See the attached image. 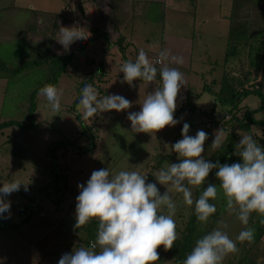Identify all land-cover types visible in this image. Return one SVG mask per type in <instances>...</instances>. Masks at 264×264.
Masks as SVG:
<instances>
[{
  "label": "rangeland",
  "instance_id": "obj_1",
  "mask_svg": "<svg viewBox=\"0 0 264 264\" xmlns=\"http://www.w3.org/2000/svg\"><path fill=\"white\" fill-rule=\"evenodd\" d=\"M12 1L0 0V25L7 26L11 34L12 30L15 32L12 37L0 41V123L15 122L0 129V187L9 180H19L22 185L19 191L5 198L11 202V216L7 219L0 218V264H58L63 254L71 253L81 245L87 247L83 243L87 236L85 226L80 230L74 229L75 209L79 195L78 185H86L94 170L104 168L109 169L110 173L137 170L147 175L148 183H156L163 194L167 189L154 176L166 163L180 162L177 154L166 150L164 145L171 146L182 139V132L178 129L180 126L183 128L184 123L190 126V136H195L199 130L208 134L202 157L214 164L217 150H213L211 145L215 132L224 127L216 124L208 128L206 122L210 120L209 114L213 107L214 116L225 113L224 106L214 105L213 92L219 88V80L224 73L223 58L232 0H33L34 11H29L26 7H13ZM26 1L28 0H17L19 4L28 5L29 2ZM43 2L47 7L41 4ZM90 2L106 11L105 5L108 2L110 9H113L110 13L116 17L123 34L126 38L133 39L136 46L134 50H147L154 56L166 51L169 59L174 62L172 67L178 68L184 74L186 85L181 88L177 97L174 117L179 122L175 127H166L151 134L133 132L131 122L127 119L128 112H139L141 105L132 99V106L125 111H105L102 116L97 113L89 120H84L76 111L81 89L86 84L93 85L98 98H102L101 92H105L107 86L111 85L108 92L111 96L114 95V89L117 91L123 84L114 79L121 73V64H113V55L106 60L111 65L107 74L101 73L95 77V71L100 69L99 65L96 70L94 68L92 71L90 68L89 60L92 55L95 56V50H100L99 45L107 48L108 40L103 34L75 52L71 48L66 50V55L74 53L65 70L59 74L55 85L61 93L59 113H53L47 107L46 99L38 95L39 89L46 84L44 81L53 78V70L62 66L63 59L54 62L52 57L48 61V64L52 63L51 69L49 65H43L44 59L36 53L32 56L25 37L17 35V31L26 28V32H32L31 24L37 25L38 21L42 24L36 31L37 34L50 38L54 32L55 36V15H49L45 10L58 14L65 12L73 22H69L68 26V22L60 23V19L59 24L66 23V28L84 30L93 23L89 14L82 13L89 7ZM65 3L69 5L67 11H64ZM34 13L40 17L34 18ZM3 28L5 27H0V33ZM84 35L87 36L86 33ZM37 39L29 40L34 41L37 49L41 51L44 45ZM57 44L61 45L58 41ZM127 52L132 60L134 51L127 49ZM180 60L183 63H179ZM37 61L42 64L36 66ZM119 61L117 58V62ZM226 67L229 70L226 73L234 76L235 82L240 79L245 82V77L251 82L257 77L261 83L257 87L264 92V69L249 66L247 61L239 59V55ZM156 82L157 79L150 83L153 89L156 88ZM204 84L209 91L202 88ZM126 95L123 97L126 98ZM242 103L247 105L245 108L255 109L261 101L258 96L250 94ZM243 104L238 112L240 118L245 110ZM190 107H195L191 112L193 116L186 118L183 112L188 114L186 111H191ZM30 111L32 116L29 117ZM253 117L264 120V108L255 111ZM83 123L86 126L92 125L84 128ZM243 133L236 131V144L241 139L239 134ZM250 134L258 143L264 145V124H253ZM49 146L54 147V159L48 154ZM235 151L236 148L232 159H228L225 164L242 163L241 158L234 155ZM56 165L70 170L67 184L72 188V192L69 189L64 191L63 200L58 205L45 194L47 188L53 184L57 173ZM212 172L204 185L192 188L194 201L198 199L197 191L201 194L209 184H219ZM170 194L177 204L174 220L180 239L194 213V204H184L182 194L174 191ZM34 198L35 201L31 202L30 199ZM209 202L215 204L217 211L196 231L198 239L219 227L235 240L244 227L236 213L227 212L226 199L222 193H218L216 200ZM33 203L37 206H33L32 211L28 210L26 215L29 214V219L25 223L18 222V227L3 226L17 223V217L23 220V211ZM3 216L7 217L9 213L5 212ZM260 219L255 213L250 218L248 227L254 228L255 233L257 227L262 225ZM224 224L227 225L226 228L223 227ZM237 247L239 251L229 254L223 264H264V233L250 244L237 242ZM157 251L160 257L157 264H174L171 250L165 251L161 246Z\"/></svg>",
  "mask_w": 264,
  "mask_h": 264
},
{
  "label": "clouds",
  "instance_id": "obj_2",
  "mask_svg": "<svg viewBox=\"0 0 264 264\" xmlns=\"http://www.w3.org/2000/svg\"><path fill=\"white\" fill-rule=\"evenodd\" d=\"M85 32L62 26L57 41L68 50L72 43L87 38ZM178 62L183 63L182 60ZM155 64L162 65L159 69L161 86L146 95L139 112L128 114L133 132L156 133L166 127H175L179 122L174 118V112L178 94L186 85L184 74L169 66L166 51L160 53ZM155 64L141 49L134 62L127 61L121 65L122 83L132 85L135 80L147 84L155 82ZM38 95L46 99L47 107L53 113H59L61 93L54 84H45ZM131 106V102L120 95L98 98L93 85L86 84L81 89L76 111L84 120H89L97 113L121 112ZM189 127L184 123L182 139L171 146L164 145L166 150L177 154L180 162L166 163L155 173L156 181L167 189L163 194L156 183H148L147 175L137 170L110 173L109 169L101 168L92 172L86 185H78L74 229L80 230L96 221L97 232L87 247L81 245L71 253L63 254L58 264H157L160 259L157 249L163 246L165 251L171 250L178 239L174 220L177 204L170 194L173 191L182 194L183 203L187 206L194 204L197 220L202 224H206L217 211L215 204L209 201L216 200L218 193H222L227 212H235L244 226L235 240L219 227L197 239L182 264H223L229 254L239 251L237 242H253L255 229L248 227L252 214L260 216V223L264 224V147L253 135L239 134L241 139L235 145L234 155L239 156L242 163L213 164L202 157L208 134L199 130L195 136H190ZM226 135L223 128L218 129L211 148L220 149ZM214 169L219 184H209L194 201L192 188L204 185ZM21 185L19 180L3 182V187H0V218H10L11 202L5 198L19 191ZM5 212L9 216L4 217Z\"/></svg>",
  "mask_w": 264,
  "mask_h": 264
},
{
  "label": "trees",
  "instance_id": "obj_3",
  "mask_svg": "<svg viewBox=\"0 0 264 264\" xmlns=\"http://www.w3.org/2000/svg\"><path fill=\"white\" fill-rule=\"evenodd\" d=\"M38 17H40V15L34 13V18ZM60 19L62 20V22L71 21V19L67 17L66 13L62 15H55L54 27L56 28V30L59 29L60 24L58 20ZM228 19L229 26L227 42L223 58L224 73L222 74L221 79L219 80V88L217 89V91L213 92L215 101L214 105L224 106L225 113L222 116H214L215 107H213L209 114V122H211L213 126H215L216 124L223 125L224 130L227 134L223 142V146L220 149H217V153L214 158V164L218 162L221 165L228 162V159H232V153L235 150L237 139L236 131L239 130V132L241 133L245 132L250 134L251 127L253 126V124H264V120H258L253 117L255 111L264 108V92L261 90V88L257 87L258 84H261L260 79L254 77L251 82H248L249 78L245 77V82L241 81V79L235 82L236 78L226 73V71H229L226 67L227 64L233 63V61L237 59L238 55L239 59L247 61L249 66H255L260 70L264 69V0H232L231 11L228 15ZM41 24L42 23L38 21L37 25L31 24L32 32L37 34L36 31H38L39 26ZM24 31L25 29L20 30L21 33L19 32L18 34L25 35ZM100 34L105 35L103 32H99L98 30H96V35L98 36ZM50 36H54V32H52ZM93 38V36H89L87 40H85L74 50V52L86 43L90 42ZM120 49L122 52H124V49L122 47ZM74 52H71V54L68 55H61L60 57L55 55L45 56L40 54L42 59H44L42 60L44 61L43 65H49V68L52 66V63L48 64V61L52 60V57L54 58V62L59 59H63L62 66L55 68L51 73L53 78L46 79L44 81V84L52 83L56 85L59 74L64 71L66 65L71 60V56ZM38 60L41 59L39 58ZM36 63V66L42 64L39 63V61H37ZM158 74L159 73L157 70V75ZM247 74L249 75L250 71H248ZM204 89L209 91L205 84ZM250 94L258 96L261 101L260 105L255 109H251L249 107L245 108L247 105L242 103L243 99H245ZM241 104H243L245 110L243 112V116L240 118L238 116V112L242 109ZM30 115L32 116L31 111L29 112V117ZM226 116L228 117V119L225 118ZM14 123V121L1 122L0 129ZM91 125L92 124L86 126V124L83 123L84 128L90 127ZM261 146L264 147V145ZM53 151L54 147L49 146L48 154L50 156H53ZM52 158L54 159V156ZM56 167L57 173L53 179V184L47 188L45 194L50 198L53 203L58 205L63 200L64 191L69 189V192H72V188L70 185L68 186L67 184L68 177L63 176L60 173L61 168H59L57 165ZM212 173L213 175H216V169H214ZM197 192L199 198L200 193L199 191ZM30 201L33 202L34 199H30ZM32 210L33 208L31 207L30 211ZM28 219L29 214L27 215L24 221H27ZM201 224L202 223L198 222L194 211L193 215L190 217L189 221L186 224L185 230L182 233V237L176 240L173 248L171 249V254L174 258V264H182V261L186 258V255L190 253V251L192 250V245L195 244L196 240L198 239L196 231L199 229ZM97 228L98 223L96 221H92L91 223L85 226L87 236L83 239L84 244L88 246L89 242L94 240ZM263 233L264 224L257 227V231L254 234V241L258 240Z\"/></svg>",
  "mask_w": 264,
  "mask_h": 264
},
{
  "label": "crops",
  "instance_id": "obj_4",
  "mask_svg": "<svg viewBox=\"0 0 264 264\" xmlns=\"http://www.w3.org/2000/svg\"><path fill=\"white\" fill-rule=\"evenodd\" d=\"M26 2H29L28 5L19 4L17 2V0H13L11 3L13 5V7H18V8L21 7V8H24V9L26 7V8H29L28 10H33V8H35L33 0H28ZM95 2H97V0H95ZM41 4H43L45 7H47L45 2H43ZM89 4H90L89 7H86V9H84L83 11L81 10L82 13H85V15L89 14L91 16L90 19L93 20V21H91L93 23H91V25H87L85 27V29H84V30H86V32H85L86 35H88V37L89 36H93L94 37L93 39H95V38L98 37L96 35V30H98L99 32H103L105 34V36L107 37V40H108L107 41L108 42L107 48H105L103 45H99L100 50H97V51L95 50L94 51L95 56L92 55L90 60H89V63H90L89 65H90V68H91L92 71H93L94 68L96 70V66H98V65H99V67L101 66L100 69H98V72L94 70L95 71V77H97L101 73H103V74L106 73L107 74V72L109 71L111 65L106 63L107 62L106 60L108 59L107 58L108 56L113 55V58H112L113 64L120 63L122 65L123 63H125L127 61H133L134 62L136 60L139 52H140V49L134 50L136 48V46L134 45L133 39L130 40L129 38H126V36L123 34V32H122L123 29L118 26V22L116 20V17L113 14L110 13V12H112L113 9L112 8L110 9V6H109L108 2L105 5V7L107 8V11L105 9H103V8H98L97 4H94V2H90ZM68 6L69 5L65 3L64 11L65 10L66 11L69 10ZM0 8H2V7L0 6ZM102 9L104 10L103 12H102ZM45 13H48L49 15L52 14V16H54V15H62L65 12H60V14H58V12H54V11H51V10H45ZM54 22H55V20H54ZM63 22H68L69 23V22H73V21H63ZM60 23H62V20L60 21ZM53 26H54V23H53ZM62 26L65 27L66 23H63V25L60 24L59 29ZM68 26H70V23H69ZM0 27H5V28H3L4 30L0 33V41L2 39H6V38H9V37H12L15 34V32L13 30H12V34L9 33V31L6 28L7 26L0 25ZM59 29L56 32L57 35L55 34V36H50V38L42 37L39 34H35L34 32H28V31L26 32V28H25V31H24L25 35H19L18 33L20 32V30L17 31V35L25 37V42L28 44L29 49L31 50L32 56H33L34 53H36L37 55L38 54L39 55L43 54L45 56L46 55H48V56L49 55H54V54L65 55V54H67L66 50L63 48V46L57 44V39H59V33H58ZM13 32H14V34H13ZM30 37H34L36 39L38 37H42L39 40L37 39L39 43H42V45H44V47L43 46L41 47V51L37 49L34 41L31 42L29 40V39H34V38H30ZM83 42L84 41L78 40V41L72 43L69 48H71L72 50L73 49L75 50ZM121 47L123 49L125 48L124 52L121 51V49H120ZM127 49L128 50L132 49V51H134L133 54H135V56L133 57L132 60L129 58L130 56H129L128 52H127ZM54 51H56V52H54ZM58 51H60V52H58ZM144 51L147 53V55L150 58V60L155 64V59L159 58V55H155L154 56L152 53H148L147 50H144ZM117 58H119V60H120L119 62H117ZM168 64H169L170 67L174 66V62L172 60H170L169 57H168ZM155 66L157 67V70H158V73H159V69H160V67L162 65L155 64ZM123 76H124V74L121 72V73L117 74V77L115 76L114 79H115L116 82H122L123 81ZM156 79H157V82L155 83V85H156V87H160L161 85H160V76H159V74L157 75ZM110 86H107L105 88V90H104L105 92H101L102 97H104L106 95L107 96L110 95L108 93ZM151 86H152V84H150V83L147 84V83H145V82H143L141 80L133 81L132 85H129L128 83L123 82V84H121V88L120 89H118L117 91L114 89V94L115 95H120V96H125V94H127L126 95V99L129 100L130 102H131V99H132V100H134L133 102L136 101L138 103H141L143 101V99L146 97L147 94H150V93H152L155 90ZM202 88L204 89V85H203ZM192 108L195 110V107H190L189 110H191V111H186V112H188V114H186L185 111L183 112L185 114L186 118L193 116V113H191L192 112ZM198 111L200 113L204 114L203 110L199 109ZM128 113H130V112H128ZM98 114L100 116H102V112L98 113ZM120 114L123 115V113H120ZM178 131L182 132V126L179 127ZM34 201H35V198H34ZM33 206L36 207L37 205L35 203H33V204H31V207H33ZM26 217H27V215H26ZM26 217L23 220L20 217H17V219H16L17 225L19 226V224L22 221H23V223H25L26 221H24V220L26 219ZM18 222H20V223H18ZM17 225H15V226H17ZM3 226H5V225H3Z\"/></svg>",
  "mask_w": 264,
  "mask_h": 264
},
{
  "label": "built area",
  "instance_id": "obj_5",
  "mask_svg": "<svg viewBox=\"0 0 264 264\" xmlns=\"http://www.w3.org/2000/svg\"><path fill=\"white\" fill-rule=\"evenodd\" d=\"M158 58H156L155 59V61L157 60ZM226 119L228 118L227 116L225 117ZM206 125H207V127L208 128H211V127H213V125H212V123L211 122H206ZM90 130V129H89ZM60 173L63 175V176H70L69 174H70V170L69 169H61V171H60ZM91 242V241H90ZM89 242V243H90Z\"/></svg>",
  "mask_w": 264,
  "mask_h": 264
},
{
  "label": "water",
  "instance_id": "obj_6",
  "mask_svg": "<svg viewBox=\"0 0 264 264\" xmlns=\"http://www.w3.org/2000/svg\"><path fill=\"white\" fill-rule=\"evenodd\" d=\"M30 208H31V206H27L26 207V209L23 211V214H24V216L26 217V214H27V212H28V210H30ZM15 226V225H17V223H14V224H5V226Z\"/></svg>",
  "mask_w": 264,
  "mask_h": 264
}]
</instances>
